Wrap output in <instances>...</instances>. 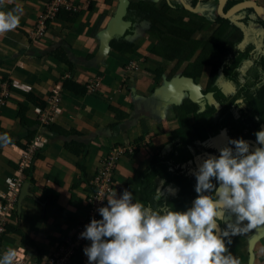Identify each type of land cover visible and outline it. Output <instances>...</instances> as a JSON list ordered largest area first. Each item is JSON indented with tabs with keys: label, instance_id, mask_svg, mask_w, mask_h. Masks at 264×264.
Listing matches in <instances>:
<instances>
[{
	"label": "crops",
	"instance_id": "0c3cea01",
	"mask_svg": "<svg viewBox=\"0 0 264 264\" xmlns=\"http://www.w3.org/2000/svg\"><path fill=\"white\" fill-rule=\"evenodd\" d=\"M70 1L81 9L61 10L50 22L46 37L37 41L31 39L30 33L48 0H4L0 4V11L12 10L17 5L23 9L18 27L0 35V92L7 83L12 91L7 103L0 104V193L7 191V178L18 167L19 149L27 146L31 134L46 138L29 170L30 187L9 218L10 229L0 243V256L9 247L22 249L20 256L25 250L24 264H44L75 233L76 227L85 222L90 180L105 154L116 144L135 143L138 139L143 143L135 154L120 160L115 172L117 197L131 181L134 202L153 207L157 203L154 199L147 203L145 197L136 196L141 187L136 180L150 166L157 147L166 145L168 135L178 127L175 107L191 96L197 97L190 92L191 83L181 80L182 67L172 74L162 58L153 53L156 42L146 29L147 34H142L139 22L130 21L120 32L107 36L119 0ZM126 21L129 20L124 17L122 23ZM202 34L205 33H200V37L206 39ZM122 37L134 43L133 50L122 49ZM132 60L140 62V71L125 74L124 66ZM159 67L165 70H156ZM205 70L198 77L199 91L206 82ZM99 75L102 84L98 92L80 93L88 79ZM67 78L74 83V89L64 86ZM15 80L31 86L32 90L14 87ZM224 83L231 86L230 82ZM58 85L62 113L55 123L46 127L37 120L35 107L46 104ZM210 99L213 96H207ZM21 105L25 106L28 124L22 121ZM222 133L212 139L215 148L217 143L219 147L225 144ZM178 161L181 164L182 160ZM197 165V159L192 162L183 157L184 171L180 174L171 175L164 169L153 174L156 183L153 196L160 191L163 200L169 186L178 190L175 183L184 177L185 167L193 169ZM193 170L186 172L193 175ZM181 183L182 180L178 186ZM245 233L244 240H232L227 246L229 251L240 264H264L260 252L264 238L251 243L255 232ZM75 260V264H88L84 253L82 259L78 254Z\"/></svg>",
	"mask_w": 264,
	"mask_h": 264
},
{
	"label": "clouds",
	"instance_id": "9594fccd",
	"mask_svg": "<svg viewBox=\"0 0 264 264\" xmlns=\"http://www.w3.org/2000/svg\"><path fill=\"white\" fill-rule=\"evenodd\" d=\"M22 12L21 5L0 11V35L18 27ZM254 135V149L243 138H230L234 147L224 146L198 164L197 196L184 211L173 210L166 199L156 207L134 202L128 189L119 197L111 192L107 205L97 209L101 219H91L80 233L90 245L75 257L83 251L88 264H240L227 247L231 238L264 225V129ZM153 199L160 202L161 192ZM17 256L9 247L0 264H15Z\"/></svg>",
	"mask_w": 264,
	"mask_h": 264
},
{
	"label": "trees",
	"instance_id": "16d2710c",
	"mask_svg": "<svg viewBox=\"0 0 264 264\" xmlns=\"http://www.w3.org/2000/svg\"><path fill=\"white\" fill-rule=\"evenodd\" d=\"M237 1L230 0L228 6ZM170 9L173 8L168 4L159 8L154 2H130L125 17L132 23H135V18H139L145 24L147 33L149 32L156 42L153 53L162 58L172 74L182 67L180 76L192 77L197 82L202 70L207 69L205 85L200 89V97L205 101V107L199 111L200 105L190 99L175 107L178 127L168 135L166 145L157 147L150 166L139 175L141 183L147 185L141 186L140 194L136 196L145 197L147 203L153 199L155 193L156 183L155 178H152L153 174H159L162 169L171 175L180 174L183 157L193 162L199 156L204 158L208 155L218 156L219 152L214 148L212 139L222 131L227 134V142L230 138L256 142L254 133L264 129V50L257 52L258 49L264 48V20L251 7L242 11L244 19L241 23L219 16V25L212 31L208 40L203 42L195 37L197 27H193L190 21L186 22L180 17H171L172 15L168 13ZM250 27L254 32L263 30V35L256 33V39L245 43V29ZM125 39L122 37V49L133 50L134 43ZM159 69L160 72L165 70L164 67L156 70ZM160 72H157L158 77L161 76ZM241 72L244 73V81L237 78ZM218 78L232 83L236 88L235 94L224 91L220 84H216ZM65 80L64 86L74 89L72 80L68 78ZM85 88L83 87L80 93L86 91ZM209 92L214 98L212 102L207 100ZM241 104L245 106L238 107ZM24 108L25 106L21 105L20 114L23 123L28 124ZM188 126L189 129L193 128L194 132L185 137V144H179L182 139L181 132ZM30 138L32 139L29 143H32L36 136L31 134ZM140 140L135 142L136 151L143 146ZM226 146L234 147L228 143ZM178 160H182L181 164ZM197 166L193 169H197ZM186 171L188 168H185L183 173L185 178L195 179L194 175ZM127 184V189L132 192L134 189L131 181ZM158 203L155 202L153 207L158 206ZM9 229L10 225L8 231ZM79 257L83 258V251L79 253Z\"/></svg>",
	"mask_w": 264,
	"mask_h": 264
},
{
	"label": "built area",
	"instance_id": "2783aa9c",
	"mask_svg": "<svg viewBox=\"0 0 264 264\" xmlns=\"http://www.w3.org/2000/svg\"><path fill=\"white\" fill-rule=\"evenodd\" d=\"M68 10L77 12L81 9L80 5L73 3L70 0H48L46 8L40 14L35 28L31 31L30 37L33 41H37L46 37V33L50 22H52L61 10ZM140 63L137 60L129 61L124 66V73H134L140 71ZM123 80H127L123 78ZM102 83V76L99 75L95 78L88 79L85 83V87L88 93H96L100 90ZM5 84L4 88L0 92V104L7 103L12 93L11 88ZM12 85L17 88L25 89L27 91L32 90V87L21 83L19 80L13 81ZM11 86V85H10ZM61 87L56 86L52 94L47 100L46 106H36L35 113L36 118L43 126H50L55 123L58 116L62 113L60 105ZM46 144V138L42 135L36 136L32 143L20 148L18 167L15 174L7 178L8 190L4 193H0V242L4 238L9 224V218L14 215V212L18 209L20 194L28 180V171L33 167L36 162L37 152L40 148ZM136 144L134 142L116 144L111 147L101 160V165L97 168L93 177L90 180V194L87 197L86 204L88 209V217L85 222L79 224L76 227L75 233L71 237L64 240L58 247V253L50 255L46 258L44 264H70L72 259L77 253L90 243L89 240L80 237V233L84 231L85 225L90 223V220L101 219L97 209L102 206H106V199L115 191L118 193L119 187L116 183L115 172L118 167V163L123 157L136 153ZM19 249L17 251V261L15 264H24L26 259L25 250L23 255L20 256ZM30 264H42L40 262H34Z\"/></svg>",
	"mask_w": 264,
	"mask_h": 264
},
{
	"label": "flooded vegetation",
	"instance_id": "af4514ba",
	"mask_svg": "<svg viewBox=\"0 0 264 264\" xmlns=\"http://www.w3.org/2000/svg\"><path fill=\"white\" fill-rule=\"evenodd\" d=\"M140 1L154 2L155 5L158 6L159 8H163V7H165L168 4V6L173 8V9H170L168 12L170 14H176V16L172 15L171 17H173V16L174 17H180V18L184 19L186 22L190 21L192 24H193V21L196 20L194 17L191 18V20H188L187 18L183 17V15L187 14L186 13L187 10L192 12V13H197L198 15H203V17H205L208 21H210V26L208 28H206V29H201V26H203V23H201V21H199L200 22V26L199 27L197 26L198 27L197 28L198 31H197L196 36H195L196 38H199L200 37V33H202V32L205 33L206 35H204V34H202V35H204L206 37V39H203V38L200 37V39L203 42L208 40V38L210 37L212 31L219 25V23H218L219 22L218 19H219V16H220L219 10H218L219 0H130V2H134V3H139ZM240 1H242V0H238L236 3L240 2ZM255 1L264 9V5L261 4L259 2V0H255ZM262 1L264 3V0H262ZM229 2H230V0H226V2L224 4V7H223L224 11H227L229 7H232L234 4H236V3H234V4L228 6ZM246 8H249V7H246ZM246 8H243V9L239 10L238 12L233 14L230 18H225V19H231V20H233L236 23H241L242 20L244 19V15H243L242 11L244 9H246ZM252 17H254V16L252 15ZM134 21L135 22H141L139 20V18H135ZM192 26L194 27L195 25L193 24ZM250 31H253V29L251 27L248 28V29H245V37H244V42L245 43L253 41V40H248V36H249V32ZM262 31H259L260 35H263ZM254 33L256 34L258 32H254ZM244 42H243V44H244ZM256 50H257V48H256ZM263 50H264V48L261 49V50L258 49L257 52L259 53V52H261ZM206 71H207V69H206ZM240 74H242V76L244 77V78L242 77L243 78L242 80L244 81L245 80V76H244V73H242V72L238 74V77H237L238 80H241L239 78ZM216 82H217L216 84H220L221 85V87H222V89L224 91H226V92H228V93H230L232 95L235 94L236 88H235V86L232 83H230V84L234 88V90H231V89H228L227 87H225V83L224 82H226V81L223 80L222 78H218L216 80ZM222 132H225V131H222ZM221 133H219V134H221ZM219 134H217V135H219ZM225 135H226V145H227V134H225ZM246 141H252V140H246ZM249 144L252 147V149L255 148V146L253 144H251V143H249ZM214 148H215V143H214ZM215 149H217V148H215ZM203 159H204L203 156H199V158H197L198 164L201 163ZM189 166H191V165H188V167ZM188 169L193 170L191 168H188ZM195 170H193V171H195ZM181 180H182V183L178 186V184L180 183ZM181 180H179V182L175 183L177 188H178V190H176V189H174V188L169 186V191H166V193H165V195L163 197H165L167 202L173 206V210L184 211L188 207H191L192 202L194 201V199L197 196V194H196V192L194 190L195 189L196 180L195 179L189 180L188 178H185V177H181ZM162 203H163V201H162ZM218 223H220L221 228L224 227V222L223 221H219ZM249 231L255 232L254 236L250 238V242H251V240L253 238H254L253 240H255V241H256V238H258L257 241H262L263 240L264 236L262 235V233L264 232V225L257 226L256 228H253V229H251ZM245 238H246V233L244 232L242 234H239L237 236L232 237L231 239L232 240L239 239L241 241L242 239L244 240Z\"/></svg>",
	"mask_w": 264,
	"mask_h": 264
},
{
	"label": "water",
	"instance_id": "95a60500",
	"mask_svg": "<svg viewBox=\"0 0 264 264\" xmlns=\"http://www.w3.org/2000/svg\"><path fill=\"white\" fill-rule=\"evenodd\" d=\"M225 2H226V0H219V6H218L219 14L223 18H230L233 14H235L239 10L246 8V7H252V8H254L256 14L262 20H264V9L255 0H242V1L234 4L232 7H229L227 11L223 10ZM129 4H130V0H119L118 9L116 11L115 17L112 20V23H111L109 29H107V31H106V34L108 37L112 36L116 32H120L125 26H128L131 24L130 21H126V23H124V24L122 23L123 18L127 14V9H128ZM181 80H184V81L191 83L190 92H191V94L193 92V95L197 96L198 98L196 97L197 98V100H196V98L194 99V96L193 97L191 96L190 100L193 102L197 101V103L200 105L201 109H204L205 103L203 102V99L200 97L199 87H198L197 83L194 81V79L191 77L182 76ZM208 95H209V97L212 98L211 92H209ZM248 142L253 144L255 147L258 146L256 144V142H254V141H248ZM29 187H30V183L27 182L23 188L20 200H22V198L25 196V194L27 192L26 189H28ZM232 219L234 220V218H232ZM257 240H258V238H256V241ZM252 241H254V240L252 239L251 243H252Z\"/></svg>",
	"mask_w": 264,
	"mask_h": 264
},
{
	"label": "rangeland",
	"instance_id": "374dc122",
	"mask_svg": "<svg viewBox=\"0 0 264 264\" xmlns=\"http://www.w3.org/2000/svg\"><path fill=\"white\" fill-rule=\"evenodd\" d=\"M261 4H263L264 5V3H263V1H259ZM169 13V12H168ZM186 13L187 14H185V15H183V17H185V18H187L188 20H191V18H195L196 20H194L193 21V24L197 27H199L200 26V22L199 21H201V23H203V26H201V29H206V28H208L209 26H210V21H208L205 17H203V15H198L197 13H192V12H190V11H186ZM170 14V13H169ZM171 15H174V16H176V14H171ZM200 16V17H199ZM140 23V26H139V29L142 31V34H144V35H146L147 33L144 31L145 30V26H144V24H143V22H139ZM197 27V28H198ZM208 31V30H207ZM259 31H261V30H259ZM259 31H258V33H259ZM263 32V31H262ZM257 33V34H258ZM257 34H255L253 31H250L249 32V36H248V40H254V39H256V35ZM204 35H206V34H204ZM204 35L202 36V37H204ZM204 78H206L207 77V71L205 70V72H204V76H203ZM243 76H242V74H240L239 75V78L242 80L243 78H242ZM243 81V80H242ZM198 82H200V81H198ZM197 83V82H196ZM201 83V82H200ZM202 85V84H201ZM225 87H227L228 89H231V90H234V88L232 87V86H230L229 85V83H225ZM208 95V94H207ZM208 97H209V95H208ZM214 100V99H213ZM212 99H210L209 100V102H212L213 101ZM226 116H228L227 114H226ZM186 131H188L186 134H185V132ZM194 132V130H193V128H191V129H189V126L186 128V129H184L181 133V142L179 143V144H185L186 143V136L187 135H190V134H192ZM225 137H226V135H225ZM213 142H214V140H213ZM218 145H219V143H217ZM217 145V149H218V151H219V149L220 148H222V147H224V146H226V138H225V145L223 144L222 146H218ZM184 156H186V154H184ZM121 162V161H120ZM120 162L118 163V165L120 164ZM188 164H191L192 165V163L191 162H189ZM128 166V165H127ZM184 169L183 168H181V170H180V172H182ZM141 178V177H140ZM119 183L121 184L122 183V181H120L119 180ZM136 183L138 184V185H141V186H143L144 185V183H141V179H137L136 180ZM8 190V189H7ZM163 201V200H162ZM162 201H161V203H162ZM89 244V243H88ZM58 253V248L51 254L52 256L53 255H55V254H57ZM77 257H75V259H76ZM74 258L72 259V263L74 262V264L76 263V260H75Z\"/></svg>",
	"mask_w": 264,
	"mask_h": 264
}]
</instances>
